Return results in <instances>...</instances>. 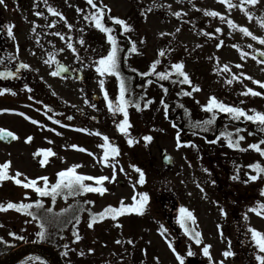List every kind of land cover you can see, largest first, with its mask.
Returning <instances> with one entry per match:
<instances>
[{
  "label": "rangeland",
  "instance_id": "374dc122",
  "mask_svg": "<svg viewBox=\"0 0 264 264\" xmlns=\"http://www.w3.org/2000/svg\"><path fill=\"white\" fill-rule=\"evenodd\" d=\"M23 2L24 0L19 4L12 3L17 11H22L23 18L21 27L18 29L16 26L15 33L13 32L14 37L18 42H22L27 34V53L20 52L19 59L30 65L29 69L47 85L60 102L43 101L47 98L38 88L31 93L16 90L15 95H0V110H10L0 111V129H7L16 136L10 143H0V164L10 161L8 171L11 176L18 170L23 174L19 179L25 182L36 179L39 187L44 186L43 180L39 178L48 177V184H53L61 170L73 165H80L76 168L77 173L93 177H111L112 165L116 166L115 181L103 182L107 192L103 195L95 192L81 194L87 201L94 203L82 205L79 216V210H76L79 223L71 226L69 244L90 256L93 261L90 264H179L169 247V241L185 256V264L189 246L195 253L190 257L196 262L201 260L209 264V258L202 252L204 244L212 246L210 253L213 264H220L221 261L223 264H258L255 259L257 248L249 229L254 227L264 233V216L251 211L253 207H258L259 203L264 202V195H261L264 190V173H261L256 181H251L250 175L257 173L255 169L246 166L241 170V174L250 186L236 188L230 185L221 190L223 182L213 185L212 179L203 172L204 162L198 164L193 160L196 152L194 144H181L177 148V133H182L191 142L195 140L194 133L197 129L195 123L188 120V113L181 107L183 102L178 98L177 91L174 98H170L172 106L167 113L172 120H165L166 108L159 105L158 110H153L154 126L143 129L145 136L150 135L153 139L145 142L140 138V142L129 145V135L121 133L117 127L123 114L114 115L104 98V91L107 90L109 99H114L111 94L114 91V79L110 74L100 76L96 71L99 59L108 54L111 44L107 40V34L97 29L94 21L86 17H90L91 13L97 12V9L104 5L111 10L109 12L105 9L103 20L118 38L117 44L121 49L120 67L127 73L122 75L128 88V99L144 103L152 101V107L159 95L158 102H161L167 93L164 89H170L165 87L161 89L160 94L156 93L155 85L144 81L142 73L148 72L151 64L157 59L160 64L156 68L164 72L170 71L173 63L182 61L184 71L192 81L191 84L186 83L189 87L182 90H193V101L204 105L215 95L223 103L242 107L252 115V109L264 112V95L253 96L244 93L247 88L264 93V87L254 83L257 80L264 82V63L256 56V53L264 54V44L247 36L240 28L247 27L253 35L264 37V27L260 24V19H264V0H259L256 5L244 4V8L252 13V19H249L241 8L242 0H231L234 5L231 9L221 0H93L96 10L90 7L92 5H89L87 0H27L26 7L22 9ZM49 7L56 9L62 16L49 12ZM206 11H217L222 14L223 19L219 16H207ZM36 12L43 15L37 16ZM174 12H180L181 15L175 16ZM5 14L12 18L9 10ZM110 16L124 19L131 27L125 31L123 26L110 20ZM228 20H232L239 27L230 26ZM68 24L72 27L69 28ZM217 28L221 31L217 32ZM56 32H60L63 39L56 36ZM206 33L213 35L208 36ZM81 38L84 40L83 44L80 43ZM132 42L136 43L138 49L135 53L129 51ZM68 43L73 45L76 52L68 48ZM217 44L221 46L217 47ZM161 49L166 53L162 57L159 55ZM50 59L51 63H48ZM56 59L73 72L74 68L84 70V77L91 76L89 84L86 78L78 82L71 78L51 75L56 71ZM224 65H228L227 70ZM101 79L105 81L104 89H101L99 84ZM162 81L167 86L169 79ZM134 83L143 86L135 90ZM194 85H198L200 90L195 91ZM92 94L97 95V101L92 99ZM62 104L64 111L59 110ZM93 104L95 107H92ZM74 110L81 111L82 116L78 117ZM20 113L25 115L21 116ZM216 113V125L224 124L228 132L235 133L236 138L244 137L239 142L241 147H248L252 143L251 138H248V131L252 130L256 136L253 143L264 149V144H260V141L264 140V131H260L257 122L242 117L234 124L230 114L218 111ZM69 116L73 118L69 120ZM93 117H96V120H93ZM33 120L39 123H33ZM56 120L61 123L56 124ZM214 128L213 123L211 129ZM237 128L241 130L239 133ZM97 132L101 135H96ZM105 135L109 137L107 143L120 149L118 156L109 157L108 164L103 162L104 152L107 150L102 147L106 143L103 139ZM29 136L32 137L31 141L27 140ZM71 145L79 147L73 148ZM143 147H148L149 154L145 153L146 149L141 150ZM49 148L55 155L49 156L48 162L41 165L40 160L44 157L39 150ZM162 148L173 159L171 167H166L161 162ZM36 153L39 154L34 155ZM259 156L261 158H255L254 163L264 167V155ZM149 164L153 168V174L148 173L151 169ZM132 165L145 173L144 184H139V173ZM121 167L124 171H120ZM85 183L99 186L94 180ZM34 192V189L24 188L23 185H17L14 180L8 179L0 182V203L5 206L10 200L28 203ZM141 192H147L150 196L143 215L125 214L116 220L107 217L95 222L92 227L88 226L91 213H99L109 205L119 207L122 199L125 204H131L134 202L133 195ZM73 200L74 198H70L67 202ZM164 205H168L169 209L163 210ZM88 206L90 213L85 210ZM181 207L188 208L195 215V224L187 221V225L202 233L201 245H197L179 225L178 215ZM65 208L64 200L58 198L54 212ZM221 208L226 211V216L221 213ZM47 209L48 206L39 211L42 212L43 220L35 224L24 222L25 231L20 233H32L37 236L41 231L40 224L44 223L46 237L52 235L56 215L50 217L47 215ZM25 214L27 211L16 212L8 209L0 211V218L7 220L22 216L27 219ZM245 214L247 220L244 218ZM162 227L167 229L163 236ZM77 229L82 237L80 240H76L73 234ZM129 239L134 243L129 244ZM118 240L122 243H117ZM226 250L234 252L235 255L224 257L223 252ZM20 264L46 263L40 257L33 256Z\"/></svg>",
  "mask_w": 264,
  "mask_h": 264
},
{
  "label": "snow or ice",
  "instance_id": "6c2138e0",
  "mask_svg": "<svg viewBox=\"0 0 264 264\" xmlns=\"http://www.w3.org/2000/svg\"><path fill=\"white\" fill-rule=\"evenodd\" d=\"M4 0H0V3H3ZM222 3L227 4L228 8L231 9L232 7H234V5L231 3V0H221ZM87 3L89 5H92L94 8L96 7V5L93 3V0H87ZM259 3V0H242L241 3V8L246 12V14L248 15L249 19H252V13L250 11H248L247 9L244 8V4H248V5H256ZM105 9H107L109 12L111 11L107 5H104L101 8L97 9V12L95 13H91L90 17H86V18H90L91 20L94 21L95 27L99 30H101L103 33L107 34V40L110 42L111 44V50L108 52V54L106 56H102L99 61L98 64L96 66V71L100 74V76H105V75H114L118 78L119 80V95L117 98V101L114 103V101L112 99H109V95L107 90L104 91V98L107 101V106L109 108L110 111H112V113L115 115L116 113H122L123 114V119L119 122V124L117 125L118 130L121 133H124L125 135H128V129L131 127L130 125V121H129V112H128V105L130 103H132V101H130L129 99L126 98V92L128 91V88L126 86V82H125V78L123 77L121 70H120V57H119V51L121 50L117 44V38L116 36H114L112 34L113 29L111 27H107L104 23L103 17L105 14ZM79 10V9H78ZM151 10V9H149ZM48 11L57 15V16H62L61 13L57 12L56 9L49 7ZM37 16H41L43 15V13L41 12H36ZM173 15L175 16H180L181 13L180 12H174ZM206 15L210 16V17H221V19H223V16L221 13L217 12V11H206ZM146 18V17H145ZM110 20H113L116 22V24L123 26L124 30L127 31L131 26L127 24V22L124 19H121L119 17H109ZM228 24L232 27H239L238 25H236L232 20H228ZM260 24L262 27H264V19H260ZM7 35L9 37H14V33H13V27L14 25H7ZM68 27L71 28L72 25L68 24ZM240 30L245 33L247 36H251L254 40H259L261 44H264V37H258L253 35V33L251 31H249V29L247 27H241ZM33 31H35V29H33ZM177 31H179V29H177ZM217 32H220L221 29L217 28L216 29ZM56 36H60L61 39H63V36L60 32H56L54 33ZM160 35H165V33H160ZM206 35L208 36H212V33H206ZM80 43L83 44L84 40L83 38L80 39ZM222 44V42H221ZM221 44H217V47H220ZM68 48L72 49L73 52H76V49L73 47V45L71 43H68ZM19 50L18 45H17V51ZM61 51H63V49H61ZM130 52H137V46L135 42H132L131 48L129 50ZM166 53L163 49H161L159 51V55L162 57L164 56ZM17 57L15 55H9V61L16 59ZM4 63V59L2 57H0V64ZM48 63H51V59L48 61ZM261 63H264V61H261ZM160 64V60L157 59L155 60L151 66H150V71L152 74H155L156 76H158L161 80H166L169 79L173 73H175L177 75V77H183L182 80H179V82L181 84L187 83V84H191L192 81L189 77V74L184 71V63L181 62H176L173 63L171 65V69L168 72H164V71H156V67L157 65ZM30 67V65L26 64V63H19V66L17 68L16 71H9V70H5L0 72V77H15L17 76L18 72L20 69H28ZM225 70L228 69V65H224ZM64 67L61 65L60 69L56 72H52L51 75L56 76L59 75L60 71H64ZM142 75L147 76L149 75V72H145L142 73ZM249 79H252L251 77H248ZM149 83H151V81H149ZM229 83H231V81H229ZM254 83L256 84H260L261 87H264V82L261 81H254ZM100 87L101 89H104L105 86V81L103 79H101L99 81ZM25 88H27L29 91H31V89L28 87L27 84L24 85ZM161 87H163L161 85ZM194 90L195 91H199V86L198 85H194ZM165 92H167V89H164ZM4 93H12L13 95H15V93L13 92L12 89L10 88H4L2 90H0V95H3ZM251 94L253 96H262L264 95V93L261 92H257L254 91L252 88H247V92H245V95ZM184 95H188L191 96L192 92H184ZM152 101H148V104H150ZM161 103H163V101H161ZM148 104L145 105V107L148 106ZM47 107V106H46ZM92 107H95V105L93 104ZM136 107L139 108L140 105L139 103H136ZM204 108V110H206L209 113H212L211 118L204 120L203 122H198L199 125L203 128L204 131H208L209 129L207 128L208 125H211L214 123L215 118L217 113L214 111L215 109H218L219 112L222 113H228L231 115V117L235 120H240L242 117L248 121H252V122H257L258 126L260 128V131H264V112H260L257 111L255 109H252V115H249V113L242 107H238V106H230L228 104L223 103L222 101L218 100L217 97L215 95L211 96L208 100V102L202 106ZM165 108L167 109V106L165 105ZM0 111H10L8 109H3ZM21 116H24V113H20ZM73 117L69 116L68 119L71 120ZM28 119H31V117H28ZM49 119H52V117H49ZM33 123H39L38 121L33 120ZM56 124H60L61 121L60 120H56L55 121ZM67 126V125H66ZM52 131H55V129H52ZM80 131H87V129H80ZM236 131L239 133L241 130L239 128L236 129ZM96 135H101V133L97 132ZM220 136H225L228 138L227 142H228V146L230 148H234V149H240L241 151H246V149L241 148V145L239 143L240 140H243L244 137L243 136H239L238 140H233L231 139L232 133L230 132H221ZM3 137H12V138H16L15 134L6 130H2L0 129V138ZM104 141L106 142L104 145H102V147H105L107 150L104 152V157H103V162L108 164L110 163L109 161V157H115L118 156L120 154V149L118 148V146L111 144V143H107L109 140V137L107 135H105L103 137ZM153 139L152 136L150 135H146L143 137V140L145 142H150ZM28 141L32 140V137L29 136L27 137ZM137 141L133 140L132 138H129L127 143L129 145H133L134 143H136ZM260 144H264V140L260 141ZM181 146V142H180V137H179V133H177V148H179ZM71 147L73 148H78V145H71ZM248 148L250 149H254L255 151H257L258 153H260L261 155H264V149H262L259 144L257 143H252L250 145H248ZM82 151H87V149H81ZM39 152L43 153V159L40 160L41 165H44L48 162V157L51 155H55V153L52 151V149H41L39 150ZM39 153H36L34 155H38ZM165 159H170V157H165ZM10 164L11 162H5L3 164H0V182L6 181L8 179H12L14 180L15 184L17 185H23L24 188H31L34 189L36 193H38L40 196L45 197V196H51L52 198V203L55 204L56 201V197L58 195H61V193H64V199L67 200L68 196H77L80 195L81 193H88V192H95V193H99L100 195H103L105 192L108 191V189L106 187L103 186V182L104 181H115L116 179V166L112 165L113 168V174L111 177L109 176H98V177H93V176H87L84 174H79L76 171V168L80 167V165H73L65 170H61L57 175H58V179L56 181V183L52 184L51 187H48V177H41L39 179L43 180L44 182V186L43 187H39L37 186V181L36 179H29L27 180V182H25L24 180L19 179L18 177L22 176L23 174L20 173L18 170L16 172V174L14 176H11L9 174V168H10ZM132 167L135 169V171L137 173H139V184H144L145 181V173L139 168L136 167L135 165H132ZM249 168L255 169L256 171V175H250L249 179L251 181H256L257 179L260 178V174L264 173V167H262L259 163H254V164H249L248 165ZM120 171H124V169L121 167ZM205 171L207 172L208 169H205ZM232 179L234 180H238L239 179V175H235L232 177ZM96 181V184L99 186H93L90 183H85V181ZM212 183H215V181H212ZM244 183H248V180H245ZM133 187H135V185H133ZM25 195L27 196L28 194L25 193ZM261 195H264V190L261 191ZM137 196L139 197V199H137ZM132 200L134 201L131 204H125L123 199L120 201L119 207H114V206H107L103 209V211L99 212V213H91V218H90V222H89V227H92L93 224L97 221H102L107 217H111L113 220H116L117 217L125 215V214H131V213H136L139 215H143L146 211L147 205L149 203L150 200V196L147 192H141V193H137L136 195H133ZM85 203H94V201H85ZM35 205L36 207H42L43 206V202L40 200L35 201ZM33 207V204L31 203H14V202H8L7 205L5 206V204L0 203V211H6L8 209H16L19 211H27L28 215H33L32 212L28 211L29 209H31ZM48 212H51L52 209L49 208L47 209ZM62 211H67V209H63ZM90 211V210H89ZM221 213L223 215H227L226 211L221 208L220 209ZM251 211L256 212L258 215L264 216V202L259 203L258 207H253L251 209ZM179 217H178V223L180 224L181 228H183L184 232L192 239L195 241V243L197 245H201L202 244V233L199 231H196L194 228H189L187 225V221H191L193 224H195L196 222V217L193 214L192 211H190L188 208L186 207H181L179 209ZM246 220L248 219L247 214H245L244 217ZM76 222L79 223V218H76ZM40 229L41 231H39L37 233V236L40 239H44L47 235V233L45 232V224L41 223L40 224ZM250 233H251V238L254 241V244L257 248V251L255 252V259L256 261H258V264H264V233L260 232L259 230H257L254 227H250L249 229ZM167 232L166 228L162 227V231H161V235L163 236L164 233ZM74 236L76 240H80L82 237L79 235L78 233V229L74 231ZM15 235V234H13ZM222 235V233H221ZM21 239H23V237H20ZM166 238V237H165ZM167 239V238H166ZM117 243H122V241H116ZM129 244H133L134 241H132L131 239H129L127 241ZM229 246H230V242H229ZM169 247L170 249L173 251V253L176 255L177 260L179 261V264H185V256L182 255L180 252L177 251V249L173 246L172 242L169 241ZM212 246L209 244H204L203 248H202V252L203 255L205 257L209 258V264H213L212 261V257H211V253H210V248ZM65 248H67V245H65ZM89 251H94L93 249H89ZM65 255H67V252L64 253ZM81 255H83L84 253L81 252ZM195 255V253L192 251L191 247L189 246L188 251H187V256H193ZM224 257H229V256H234L235 253L230 251V250H226L223 252ZM39 259V258H37ZM220 264H223V261L220 262Z\"/></svg>",
  "mask_w": 264,
  "mask_h": 264
},
{
  "label": "trees",
  "instance_id": "16d2710c",
  "mask_svg": "<svg viewBox=\"0 0 264 264\" xmlns=\"http://www.w3.org/2000/svg\"><path fill=\"white\" fill-rule=\"evenodd\" d=\"M149 76L151 78L160 79L158 76L152 73H149ZM171 78L173 84H177V85L181 84L179 82V80H181V77L178 78L177 75H172ZM185 86H186L185 84L181 85L182 88H184ZM188 92H192V95L187 97V95L183 94L184 93L183 90H179L180 96L182 98V102L185 104L183 105V108H185L186 112L188 113V118L200 122H203L204 120L211 118L212 113L207 112L206 110H204L202 106H199L195 101L191 99L193 98V90L191 91L188 88ZM137 103H139L140 107L137 108L136 103H133L131 106L128 107V112H129L130 122H132V126L130 127V130L131 132L133 131L134 137L136 138L137 141H139L140 140L139 138L141 136H145V133H143L144 131L143 129H146L147 127H150L152 126V124H154V117L152 116L153 110L159 107V105H154L152 107L148 105L147 107H145L147 103L144 102H137ZM216 120L217 119L215 118V121ZM234 121H235L234 124L238 123L237 120L234 119ZM211 125H208L207 128L210 129ZM212 132L211 130L208 131L203 130V132L197 134L195 140V145L197 148V152L195 154V161L200 162L204 160L207 163V166L205 167V169H208L206 175L212 176L216 183L221 181L223 178V184L221 189H225V187L230 185L236 188L240 186L248 187L247 185L249 184L244 183L245 178L241 174V170L246 166H248L249 164L254 163L255 158H261L259 156L260 154H258L257 151H255L254 149L248 148L247 146L241 147L243 149H246V151L230 148L227 142L228 138L225 136H220L221 132H225V133L228 132L224 124L223 126H219V125L216 126L215 133L217 134V136L213 140H208V137ZM230 133H232L231 139H233L234 141L238 140V137L236 138L234 132H230ZM248 138H251L253 143V139L256 138V136L253 133L249 132ZM142 150H144V148ZM235 175H239L238 180L232 179V177ZM57 179L58 177L56 178V181ZM51 185L52 184H48V187L50 188ZM81 194H85V193H81ZM81 194L77 196H71V195L68 196V199L74 198V200L69 203L67 202L68 199L67 200L64 199V193L58 195L56 197V201L58 198L63 199L64 202L66 203L65 209H67V211H60L55 213L54 212L55 204L52 203L51 196L42 197L36 192L32 193L28 203L33 204V207L28 211L32 212L33 215L30 216L28 215L27 212V214H25V216H27V219L22 216H14L11 219L9 218L7 220H3L0 218V254H5L9 252L12 248L23 242L35 241V242L47 243L53 246L56 249L63 264H90L91 262H93L90 256L88 257L86 254L81 255L80 253L82 251L77 249L73 244H69L68 242L71 234V226H73L76 223V218L81 214L82 212L81 206L87 204L85 203V201H87L88 199ZM37 200L43 202L42 207L39 208L36 207L35 201ZM10 202H14V201L10 200ZM46 206H48V209L49 208L52 209L51 212L47 211V215H49L50 217L56 215L54 222L55 228L54 231L52 232V235L42 240L38 236L33 235L32 233H29L27 235H25L24 233H20L25 231L24 222L26 223L27 221V223L35 224L36 222L43 220V218L41 217L42 212L39 211L43 209L45 210ZM13 210L16 212H25L16 209ZM76 210H79L77 217H76ZM85 210H87L88 213H90L89 211L90 206H88V208H85ZM69 228H70V232H68ZM20 237H23V239H21ZM64 242H68V243L64 244ZM65 245H67V248H65ZM65 252H67V255L64 254ZM29 259H26L25 261Z\"/></svg>",
  "mask_w": 264,
  "mask_h": 264
},
{
  "label": "flooded vegetation",
  "instance_id": "af4514ba",
  "mask_svg": "<svg viewBox=\"0 0 264 264\" xmlns=\"http://www.w3.org/2000/svg\"><path fill=\"white\" fill-rule=\"evenodd\" d=\"M19 4L22 3V0H4L3 3H0V57L4 59V63L0 64V70H9V71H16L18 68V64L20 61V52H26L27 53V34L25 39L22 42H18L15 37H9L7 35V25H14L13 32L15 33V28L19 29L21 27L22 17L21 12L17 11L15 6L12 4ZM27 5V0H24L22 9L25 8ZM10 11V14L12 18H9L5 13L6 11ZM12 41V44H11ZM17 45L19 50L17 51ZM29 47V46H28ZM30 50V48H29ZM15 55L17 58L14 60L9 61V55ZM56 63H59L58 59H56ZM75 74L71 77V79H74L78 82L83 81L82 79L86 78L88 84L91 80V76L88 75L84 77L83 72L81 68H74ZM81 72V74H80ZM59 77V76H58ZM7 78L5 80H0V90L4 88H10L15 92L18 91H24L27 93H31L33 89L36 88L37 83H40L43 87L42 90L48 94L47 99H43V101L51 100L56 103H59V99L50 91V89L47 87V85L41 81L34 73L28 68V69H20L17 76L15 77H3ZM64 78V77H60ZM81 78V79H80ZM27 84L28 87L31 89L29 91L27 88L24 87V85ZM23 89V90H20ZM36 92V91H35ZM4 95L8 96L9 93H4ZM60 111H64L63 104L61 105V108L59 106ZM78 117L82 116L81 111L74 110L73 111ZM89 120H91V116H89ZM93 120H96V117H93Z\"/></svg>",
  "mask_w": 264,
  "mask_h": 264
},
{
  "label": "water",
  "instance_id": "95a60500",
  "mask_svg": "<svg viewBox=\"0 0 264 264\" xmlns=\"http://www.w3.org/2000/svg\"><path fill=\"white\" fill-rule=\"evenodd\" d=\"M256 55L260 59L264 60V55L260 53H256ZM62 66L64 67V69L66 68L64 65ZM59 69H60V66L58 70ZM63 72H65V70L60 71L59 74H63ZM139 88L140 86L137 87V89ZM12 140H13L12 137L0 138V142L2 143H9ZM165 157H169V156H165ZM165 157L163 158V162L167 165H171V162H172L171 158L165 159ZM26 254H41L46 258L49 264H61L58 254L53 247L46 245V244L35 243V242L25 243L24 245L20 246L16 250L6 255H0V264H15L19 262ZM187 264H204V263L196 262L193 258H189L187 260Z\"/></svg>",
  "mask_w": 264,
  "mask_h": 264
}]
</instances>
